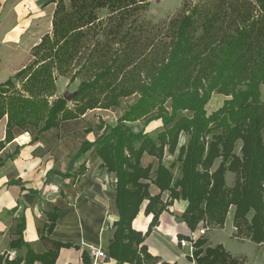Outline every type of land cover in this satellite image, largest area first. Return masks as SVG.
Here are the masks:
<instances>
[{"label": "trees", "instance_id": "trees-1", "mask_svg": "<svg viewBox=\"0 0 264 264\" xmlns=\"http://www.w3.org/2000/svg\"><path fill=\"white\" fill-rule=\"evenodd\" d=\"M87 1L79 5L74 19L64 13L65 16L59 17L54 12L52 36L45 35L34 48V61L0 84V119L7 116V137L15 126L35 127L43 132L60 122L78 119L88 111L118 107L120 98L137 95L136 101L113 126L100 123L96 127L97 137L92 142L84 141L75 154L78 157L94 151L107 171L114 174L119 219L113 224L109 256L119 264L151 262V256L140 246L144 236L133 231L131 223L144 201H147L145 213L153 214L151 227L167 205L178 198L186 202L182 219L192 232L199 226L207 230L223 228L233 210L232 225L237 233L245 232L252 243L262 245L264 103L260 101L259 88L264 85V0L223 1L220 8L218 4L210 6L212 13L208 11L202 16L199 25L202 33L197 38L194 16L198 9L183 15L160 60L154 59L146 65L144 81L138 78L144 71L143 65L137 66L139 60L133 61L128 50L127 62L117 65L113 57L104 64L106 59H102L104 63L99 70L89 80L82 81L73 94L54 98L52 72H67L70 55L79 43L77 39L84 36L82 28L96 19L86 13ZM146 1L89 2L106 11V17L112 20L109 27L112 36L129 46V39L133 38L128 35L137 28L133 27L132 18ZM127 19L131 20L129 25H126ZM224 20L228 23H223ZM124 26L130 29L125 31ZM124 71H128V76H123ZM17 80L23 93L14 89ZM212 93L230 96V99L208 115L205 105ZM72 101L74 105L69 107ZM141 119L146 125L159 121L163 130L152 137L144 130L134 132L126 125ZM181 134L187 136L183 145H179ZM238 142L241 143L239 155L235 153ZM166 152L177 153L178 178L172 173L175 165L166 167L162 163ZM144 155L157 160L155 174L151 173L152 164L142 165ZM217 160L219 163L214 169ZM227 173L235 175L232 187L225 184ZM151 185L158 189V194H150ZM164 192H168L166 202L161 198ZM46 216L49 221L46 226L51 231L57 214ZM18 223L17 244L21 243L24 219L20 218ZM62 246L57 243L54 251L41 257L27 249L24 264L40 259L54 264ZM190 261L243 264L221 245L209 246L204 235L197 237ZM13 264H20V260Z\"/></svg>", "mask_w": 264, "mask_h": 264}, {"label": "crops", "instance_id": "crops-1", "mask_svg": "<svg viewBox=\"0 0 264 264\" xmlns=\"http://www.w3.org/2000/svg\"><path fill=\"white\" fill-rule=\"evenodd\" d=\"M53 7L54 0H0V84L34 59V48L45 35L52 36L49 30L43 32V25L52 28L49 16L52 18ZM214 99L219 101L218 97ZM96 111L43 132L35 127L15 126L9 137L7 116L0 119V254L13 253L10 258L0 256V264L17 260L24 264L27 249L41 257L54 251L57 243L63 246L57 251L54 264H119L108 253L113 224L119 219L114 174L107 171L92 150L75 157L84 141L92 142L98 135L89 115ZM127 124L131 128L133 123ZM159 126V121H154L144 123L141 129L150 133ZM154 160L147 155L141 160L143 166L152 164V174L158 166ZM162 163L168 166L166 155ZM149 192L153 196L158 189L151 185ZM161 198L166 202L168 192L162 193ZM146 204L147 201L142 203L131 223V229L144 236L140 246L152 258L143 264H193L188 249L178 244L190 233L199 237L200 228L192 232L182 219L186 202L181 198L173 200L151 227L153 214L145 213ZM52 213L57 217L48 231L46 215ZM20 218L24 219V228L21 243L17 244ZM227 219L224 226L228 225ZM230 225L233 226L232 218ZM219 241L211 245L208 240V245L223 247ZM92 249L104 256L95 260L90 254ZM32 264L49 261L40 259Z\"/></svg>", "mask_w": 264, "mask_h": 264}, {"label": "rangeland", "instance_id": "rangeland-1", "mask_svg": "<svg viewBox=\"0 0 264 264\" xmlns=\"http://www.w3.org/2000/svg\"><path fill=\"white\" fill-rule=\"evenodd\" d=\"M86 0H54V12H58V16H65L67 18L74 19L78 16L77 11L80 8V4ZM87 1L86 13L92 15L94 20H91V24L82 28L84 31V36L79 38V43L75 44L74 51L70 55V62L67 67V72L62 71L57 73L56 71L52 72V77L55 78V92L54 98L69 96L73 94L79 87L82 81L89 80L91 75L94 72L98 71L100 65L106 64L110 58L116 57L118 64L128 61V50L129 54L133 56V61L139 60L137 66L143 65V72L139 73L138 78L141 81H144V73L147 71L146 65L151 64L154 59L156 62L162 57V52L164 48L173 40L176 33V26L178 21L186 15H188L193 9H198L194 18L196 21L197 32L195 34L196 38L199 37L201 29L199 28L201 20L203 21L202 16L206 13H209L210 6H216V4H221L224 2L232 0H147L144 5H140L138 13H136L132 18V25H136L137 28L132 29L130 33L131 38L129 39V46L124 43V40L117 39L118 37L112 36L113 33L110 32L109 27L112 24L111 18L106 17V11L99 10L101 8L94 5L93 2ZM221 6L219 5V8ZM214 8V7H213ZM212 8V9H213ZM257 11V10H256ZM49 16V21L53 22L55 19V14ZM202 12V15L199 13ZM64 13V14H63ZM83 13V12H81ZM212 13V11H210ZM88 22L87 18L85 17ZM131 20L127 19L126 25L130 23ZM223 23H228V20H224ZM218 25V22H216ZM125 27V31L129 30L130 27ZM49 34L52 32V28L48 24L43 25V32L48 31ZM213 34V33H212ZM222 33L218 35L220 37ZM113 37V38H112ZM213 37V36H212ZM108 38V39H107ZM215 38V37H214ZM213 38V39H214ZM137 41L135 42V40ZM216 41V40H214ZM137 43L139 46H137ZM125 44V45H124ZM133 44V45H132ZM102 47V48H99ZM99 48V49H98ZM135 48V49H134ZM133 50V51H132ZM126 53V54H125ZM160 56V57H159ZM103 59V60H102ZM34 61H31L26 65H30ZM110 62V61H109ZM90 66V67H89ZM104 66V65H103ZM129 70V66L127 68ZM128 71H124V77L128 76ZM135 73V70L134 72ZM72 78V79H71ZM135 76V83L138 80ZM129 83L128 85H132ZM124 85V84H123ZM9 89V90H8ZM15 91L23 93L20 83L15 81ZM10 92L11 87L7 88ZM260 101L264 103V85H260ZM137 95H132L128 98H120L119 106L115 108H110L108 110H98L92 115V123L97 127L100 123H104L106 126H113L117 119L120 118L128 107L136 101ZM213 97V98H212ZM214 97H218L219 101H216ZM230 99V96H225L218 93H212L209 101L205 105V111L207 114H211L220 108L225 100ZM69 107L74 105V102L68 103ZM180 113V115H187ZM103 119V120H102ZM131 129L136 131L144 130L141 127H144V120H138L132 122ZM160 123V122H159ZM103 125V124H102ZM104 125V126H105ZM128 126V124L126 123ZM129 127V126H128ZM141 129V130H140ZM163 127L161 125L157 128H154L150 133L152 137H155L159 131H162ZM98 132V130H97ZM99 133V132H98ZM187 140L186 134H181L179 137V145L185 144ZM241 143L236 144L235 153L239 155ZM167 158V165H175L174 171L172 172L176 178L179 177V164L177 162V153L170 155L167 152L165 153ZM155 162V160H154ZM156 163V162H155ZM219 161L217 160L214 164V169L217 167ZM235 181V175L233 173H227L225 176V184L227 187H232ZM264 186V184H263ZM264 202V193L262 196ZM232 211L230 210L227 224L223 228H211L205 232V237L210 240V244L214 245L216 240H220L223 244V248L230 254L232 257L237 258L243 264H264V243L262 245H256L252 243L245 232L237 233V231L232 229L230 225ZM199 226L198 228H200ZM214 229V230H213ZM214 238V239H213ZM213 239V240H212Z\"/></svg>", "mask_w": 264, "mask_h": 264}, {"label": "built area", "instance_id": "built-area-1", "mask_svg": "<svg viewBox=\"0 0 264 264\" xmlns=\"http://www.w3.org/2000/svg\"><path fill=\"white\" fill-rule=\"evenodd\" d=\"M207 231L206 228H203V227H200V229H198V232H197V235L198 236H203L205 235V232ZM196 240H197V236L196 234L193 233H190V235L188 236L187 239H184V240H180L178 242L179 246L182 247V248H187L188 249V255L192 258V253L193 251L195 250V243H196ZM13 254V253H12ZM12 254L10 253H4L2 252L0 254V256H2L3 258L4 257H7V258H10L12 256ZM91 256L97 260L98 258H101L104 256V253L99 251V250H95V249H92L91 252H90Z\"/></svg>", "mask_w": 264, "mask_h": 264}]
</instances>
